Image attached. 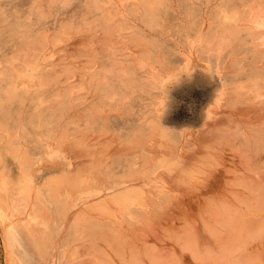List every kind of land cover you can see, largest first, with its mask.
<instances>
[{
    "label": "rangeland",
    "instance_id": "obj_1",
    "mask_svg": "<svg viewBox=\"0 0 264 264\" xmlns=\"http://www.w3.org/2000/svg\"><path fill=\"white\" fill-rule=\"evenodd\" d=\"M52 1L0 0L1 15L6 13L0 22V66L8 68L9 63L15 62L25 52L22 43L27 39L26 23L34 27L29 32L31 36L38 30L44 33L46 46L39 51L36 62L41 73L50 80L47 84H40L36 69L32 73V82L21 84L34 98L29 102L30 108L40 105L38 108L45 109L48 104H55L54 89L56 92L67 84H71V94H76V98L72 102L73 107L68 109L69 114L61 120L66 131L64 136L58 131L46 135L36 130L30 132L26 139L32 154L30 174L34 187L42 188L45 178L55 174L65 175V178L56 175L57 179L62 178L60 191L64 182L66 190L72 189V186L68 187L71 182L80 185L86 181L90 186L100 187L91 196L88 195L90 189L77 195L70 190L73 196L67 201L70 207L66 219L51 232L45 253L31 251L32 263L264 264V79L251 76V73L254 75L253 70L264 67V42L254 46L244 22L239 19L235 25L239 32L222 48L214 45L215 37L210 42L204 41L209 25L213 24V29L216 25L214 15L220 7L226 6L230 13L242 15L255 3L254 0H168L153 25L142 21L138 16L141 13L139 9L129 12L122 8L114 10L115 6L121 7L120 0L113 3L99 0L104 6L103 11L93 9V0ZM40 6L46 7L44 12ZM106 6L109 10L113 6L112 9L118 11L116 17L124 19L126 27H115L110 33L103 29L106 25L104 21L101 23L104 20L101 15L105 13ZM67 18L70 22L66 21ZM16 20L25 26L11 33L9 25L15 24ZM54 30L55 33L57 31V39L51 38ZM136 34L152 38L158 44L151 50L149 60L143 62L144 66H140L142 46L134 40ZM116 52L123 53V57L116 56ZM99 60H103L104 68L114 60L119 65L124 61L126 65H134L137 79L148 82H145L146 87L132 85L128 89L122 86L124 94L116 96L118 100L114 96L105 102L103 98L96 101L100 94L91 86L90 74L101 68L102 65L97 68ZM258 89L263 93L260 94ZM144 96L147 98L141 100ZM114 102L117 104L113 105ZM98 103H104V106ZM93 106L97 108L98 119L90 129L78 119ZM143 113L157 118L165 130L164 134L145 137L142 145L139 139V142L133 141L136 148L133 142L127 143L122 139L139 124L137 122ZM4 146L5 139L0 141V175L6 178L9 189L23 188L25 184L14 185L21 176L19 161L6 153ZM128 167L130 169L126 170ZM87 184L83 186L87 187ZM80 194L88 197L84 195L77 203ZM32 230L42 233L48 228L36 224ZM222 256H226V260ZM4 257L0 243V264H4Z\"/></svg>",
    "mask_w": 264,
    "mask_h": 264
},
{
    "label": "bare ground",
    "instance_id": "obj_2",
    "mask_svg": "<svg viewBox=\"0 0 264 264\" xmlns=\"http://www.w3.org/2000/svg\"><path fill=\"white\" fill-rule=\"evenodd\" d=\"M39 2V0H34ZM116 0H105V2H109V3H113ZM121 3V7H116L114 8V10H118L119 8H122V10L124 12H129V11H133L136 9L140 10V14H138V16L140 15V18L142 19V21L148 23L149 25H153L156 23L157 20V16L160 13V10L162 9V7L165 6V4H167L168 0H138L136 3L135 2H125L126 0H120ZM136 1V0H135ZM172 1V0H170ZM215 1V0H214ZM243 1V0H242ZM246 1V0H245ZM8 2V1H7ZM14 2V1H13ZM19 2V1H18ZM27 2V1H26ZM29 2V1H28ZM27 2V3H28ZM36 2V4H37ZM42 2H44V0H42ZM51 2H53L51 0ZM117 2V1H116ZM210 2V1H209ZM251 2V1H250ZM254 4L252 6L249 7L248 11H244L242 15L239 14H233L232 12H229V9L226 6H222L218 9V11L215 13V21H216V25H214V29L211 28L213 27L209 25V29L208 31L204 34V41L205 42H210L211 39L213 37H215L217 40H215L214 45H216V48H219L221 46V48L223 47L222 45H226L225 43L230 40L232 37H234L236 35V33L239 32V29L237 26H235L237 24V20H241L244 22V26L246 27V33L247 35L250 37L251 42L253 43L254 46H258L257 44H262L264 42V0H254ZM6 3V2H5ZM20 3V2H19ZM25 3V2H24ZM40 3V2H39ZM12 4V2H11ZM15 4V3H14ZM35 4V6H36ZM47 4V1H46ZM58 4V1H57ZM215 4V3H214ZM1 5V4H0ZM26 5V4H25ZM31 5V4H30ZM42 5V4H41ZM52 5V4H51ZM93 9H100V11L104 10V6H102L101 3H99V0H93L92 4ZM234 5V4H233ZM239 5V4H238ZM44 6V4L42 5ZM59 6V4L57 5ZM210 6V5H209ZM11 7V6H8ZM14 7H18V6H14ZM13 7V8H14ZM23 7V6H22ZM41 7V6H40ZM49 7V5L47 6ZM51 7V6H50ZM109 6H106V11H104L105 13L101 12L99 13V15H101L103 17L104 20L101 21V23L104 21V24L106 25L103 29H107V31H111L112 29H114L115 27H120V28H124L125 26V22L124 19H117V15H118V11H114L112 8L111 10L108 9ZM174 7V6H173ZM211 7V6H210ZM232 7V6H231ZM28 8V7H27ZM25 8V9H27ZM33 9V5L31 7ZM35 8V7H34ZM38 8V7H37ZM42 8V11L46 8ZM64 8V7H63ZM62 8V9H63ZM69 8V7H68ZM86 8V7H85ZM175 8V7H174ZM208 8V7H207ZM237 8V7H236ZM52 9V8H51ZM50 9V10H51ZM67 9V8H66ZM189 9V8H188ZM238 9V8H237ZM248 9V8H247ZM29 10V9H28ZM41 10V9H40ZM47 10V9H46ZM49 10V9H48ZM90 10V9H89ZM113 10V11H112ZM206 10V9H205ZM19 10L17 9V12ZM27 11V10H26ZM31 11V10H30ZM36 11V10H34ZM38 12L39 9L37 10ZM41 11V12H42ZM95 11V10H94ZM93 11V13H94ZM96 11V12H97ZM207 11V10H206ZM240 10H238L239 12ZM2 12V10H1ZM0 12V22L4 20V18H2ZM6 12H7V8H6ZM12 12V11H11ZM16 12V11H15ZM44 12V11H43ZM46 12V11H45ZM86 12V11H85ZM90 12V11H88ZM92 12V11H91ZM205 12V11H204ZM31 13H33L31 11ZM30 13V14H31ZM50 13V12H49ZM48 13V15H49ZM61 13V12H60ZM175 13V12H174ZM241 13V12H240ZM12 14V13H11ZM11 14L9 15V17L11 16ZM18 14H20L18 12ZM17 14V15H18ZM29 14V15H30ZM57 14V12H56ZM85 14V13H84ZM130 15V13H128ZM132 14V13H131ZM136 14V13H135ZM184 14V13H183ZM203 14V13H202ZM6 15V13H5ZM8 15V14H7ZM16 14H14L15 16ZM28 15V14H27ZM36 15V14H35ZM40 15V13H39ZM43 15V14H41ZM63 15V14H62ZM76 15V14H75ZM82 14H80L81 16ZM93 15H96L95 13ZM13 16V18H14ZM44 16V15H43ZM55 16V15H53ZM79 16V14H78ZM205 16V15H204ZM6 17V16H5ZM46 17V16H45ZM67 17V16H66ZM86 17V15H85ZM119 17V16H118ZM129 17V16H128ZM8 18V17H7ZM6 18V19H7ZM18 18V16H17ZM16 18V19H17ZM20 18V17H19ZM18 18V20H19ZM22 18V17H21ZM39 18V17H38ZM42 18V17H41ZM52 18V17H51ZM61 18V17H60ZM78 18V17H77ZM84 18V17H83ZM100 18V17H99ZM124 18V17H122ZM131 18V17H130ZM181 18V17H180ZM226 18V19H225ZM15 19V18H14ZM28 19V18H27ZM34 19V18H33ZM59 19V17H58ZM68 19V18H67ZM73 19V18H72ZM81 19V18H80ZM79 19V20H80ZM94 19V17L92 18V20ZM133 19V17H132ZM135 19V17H134ZM133 19V20H134ZM138 19V18H137ZM207 19V17L205 18ZM8 20V19H7ZM6 20V21H7ZM10 20V19H9ZM13 20V19H12ZM11 20V21H12ZM56 20V19H55ZM61 20V19H60ZM64 20V19H63ZM86 20V19H85ZM99 20V19H98ZM225 20H227L230 23H226ZM14 21V20H13ZM53 21V20H52ZM66 21H69L66 20ZM77 21V20H76ZM74 21V22H76ZM88 21V20H87ZM126 21V20H125ZM139 21V20H138ZM214 21V22H215ZM8 22V21H7ZM6 22V24H8ZM26 22V20H25ZM59 22V21H58ZM70 22V21H69ZM83 22V20L81 21ZM90 22V20L88 21ZM99 22V21H98ZM129 22V21H128ZM180 23V20L178 21ZM199 22V21H198ZM213 22V23H214ZM14 23V22H13ZM50 23V22H49ZM61 23V22H59ZM78 23V22H77ZM140 24V22H138ZM137 23V24H138ZM12 24V22H11ZM34 24V23H33ZM32 24V25H33ZM56 24H58L56 22ZM80 24V23H78ZM92 24V23H91ZM195 24V23H194ZM215 24V23H214ZM69 25V24H68ZM103 25V24H102ZM134 25V24H133ZM199 25V24H198ZM202 25V24H201ZM200 25V26H201ZM3 26V25H2ZM21 26H25L23 24H19V21H15V24L9 25V30L15 33L16 29L18 27ZM30 24L27 25L26 23V30H28V34H27V39L25 41H23L22 43V48L25 50V52H23V54H21L18 59L15 62H11L9 63V67L3 69L0 66V141L5 139V146H4V151L6 153H8L12 158H17L19 161V166H20V173L21 176L19 178V181L16 182L14 185H21L25 184V186L22 187H16L15 190L13 188L9 189L8 187V183L7 180L4 176L0 175V243L2 246V253L4 252V264H33L32 263V256L31 254H33L31 251H35L39 254H43L45 253V247L48 246V243L50 241L51 238V233L54 229L59 228L61 221L64 220L66 213L69 209L70 204L67 203V201H70L71 197L73 195H77L78 192H84L86 190H89L90 193H88V195L90 194H95L96 191L99 190V187H96V185L90 186V184H87V182L83 181L84 184H87V187L83 186L82 183L79 185H76V183L74 184V182H71V180H69L72 185H70L71 183L68 181V183H70L68 185V187L72 189L71 192H73L72 196L70 193L69 188L66 190V185L65 182L63 184L62 190L60 191V186H61V182H62V178H56L57 176H62L64 177V174H55V178L54 177H47L45 178V181L42 182V188H38L35 189L34 187V179L32 178V175L30 174V168L33 165V160H32V154L28 148V146L26 145V139L28 138V136L30 135V132L36 131L38 130L39 132H44V134L49 135V133L54 132V131H58L60 132L63 136L66 133L65 129L62 127V117L67 115L68 113V109L73 107L72 102H74L73 100H75L76 94L72 95L71 92V84L70 86L67 84L65 87L61 86V89H57V91L55 92L54 89V103L55 104H48L47 107L44 108H38V107H32L30 108V104L29 102H33L34 98L32 96H29V91H27L26 89H24L21 84L28 82L31 83L32 82V73L34 70L37 69L38 73H37V79L38 82L40 84H47L48 81L50 80L47 79L48 77H45L43 75V73H41V68H39V66L37 67V56L39 54V51H41V49L46 46V37L44 36V33L42 31H35V34L33 36L30 35V31H32V28L34 27H29ZM35 26V25H34ZM51 26V25H50ZM93 26V25H92ZM96 26V25H95ZM132 26V25H131ZM137 26V25H136ZM139 26V25H138ZM192 26V25H191ZM195 26V25H194ZM207 26V24H206ZM99 27V26H98ZM102 26H100L101 28ZM135 27V26H134ZM140 27V26H139ZM70 28V25H69ZM184 28V27H183ZM186 28V27H185ZM188 28V27H187ZM197 28V27H196ZM211 28V29H210ZM21 29V28H20ZM36 29V28H35ZM102 29V30H103ZM134 29V28H133ZM173 29V28H172ZM175 29V28H174ZM190 29V28H189ZM22 30V29H21ZM103 30V31H104ZM136 30V29H135ZM195 30V29H194ZM197 30V29H196ZM195 30V31H196ZM23 31V30H22ZM70 31V30H69ZM133 31V30H132ZM167 31V30H166ZM206 31V30H205ZM59 32V31H58ZM175 32V31H174ZM177 32V31H176ZM55 33V30L54 32ZM53 33H51L50 35L53 36L51 38L53 39H57L58 38V34L57 31L55 33V35H52ZM110 33V32H109ZM113 34V32H111ZM186 33V30H185ZM242 33V32H241ZM8 34V33H7ZM10 34V32H9ZM24 34V33H22ZM124 34V33H123ZM165 34V33H164ZM181 33H179L180 35ZM193 34V33H192ZM13 35V34H12ZM107 35V34H105ZM120 35V33H119ZM161 35V34H160ZM159 35V36H160ZM240 35V33H239ZM237 35V36H239ZM16 36V35H15ZM121 36V35H120ZM123 36V35H122ZM246 36V35H245ZM50 37V36H49ZM157 37V36H156ZM187 37V36H186ZM5 38V37H4ZM16 38V37H15ZM24 38V37H23ZM159 38V37H158ZM8 40V39H7ZM18 40V39H17ZM120 40V39H119ZM134 40L140 44V46H142V49L140 48V66H144L143 62H146V59L149 60L150 54L152 53L151 50L156 49L155 47H157V42L152 39H146L144 36L142 35H135ZM163 40V38H162ZM188 40V39H187ZM199 40V39H198ZM128 41V40H127ZM203 41V40H202ZM5 42V41H4ZM13 42V41H12ZM126 42V41H125ZM106 43V42H105ZM186 43V42H185ZM193 43V42H192ZM195 43V42H194ZM4 44V43H2ZM204 44V43H203ZM202 44V45H203ZM12 45V44H11ZM107 45V44H106ZM130 45V44H129ZM169 45V44H168ZM178 45V44H177ZM205 45V44H204ZM119 46V45H118ZM116 46V47H118ZM133 47H135L134 45H131ZM191 46V45H190ZM239 46V45H238ZM237 46V47H238ZM173 47V46H172ZM235 47V46H234ZM242 47V46H241ZM1 48V47H0ZM10 48V47H9ZM16 48V46L14 47ZM13 48V49H14ZM34 48H36L37 50H35ZM119 48V47H118ZM131 48V47H130ZM174 48V47H173ZM191 48V47H190ZM249 48L250 45H249ZM8 49V48H7ZM29 49V50H28ZM31 49H34V51L32 52ZM139 49V48H138ZM161 49V48H159ZM188 49V48H187ZM238 48H236L237 50ZM240 49V48H239ZM242 49V48H241ZM240 49V50H241ZM17 50V49H16ZM115 50V49H114ZM118 50V49H117ZM116 50V51H117ZM121 50V48H120ZM136 50V47H135ZM235 50V51H236ZM239 50V51H240ZM243 50V49H242ZM253 50V49H252ZM256 50V49H255ZM263 50V49H262ZM12 51V50H11ZM113 51V50H112ZM137 51V50H136ZM159 51V50H158ZM238 51V50H237ZM236 51V52H237ZM4 52V50H3ZM110 52V51H109ZM115 52V51H114ZM112 52V53H114ZM119 52V51H118ZM118 52H116V56L118 54ZM126 52V51H125ZM161 52V51H160ZM159 52V53H160ZM257 52V51H256ZM14 53V52H12ZM18 53V52H17ZM107 53V52H106ZM158 53V52H157ZM171 53V52H170ZM173 53V52H172ZM192 53V52H191ZM239 53V52H238ZM242 53V52H241ZM254 53V52H252ZM19 54V53H18ZM18 54H14V55H18ZM108 54V53H107ZM111 54V53H110ZM123 54V53H122ZM122 54H118L120 57H123ZM126 54V53H125ZM129 54V53H128ZM164 54V53H162ZM176 54V53H175ZM255 54V53H254ZM259 54V53H258ZM7 55V54H5ZM13 55V56H14ZM114 55V54H113ZM122 55V56H121ZM246 55V54H245ZM92 56V55H91ZM107 56V55H105ZM105 56L103 57V59L105 58ZM112 56V54H111ZM110 56V57H111ZM115 56V55H114ZM115 56V57H116ZM118 56V58H119ZM126 56V55H125ZM124 56V58H125ZM171 56V55H170ZM254 56V55H253ZM99 57V56H98ZM108 57V56H107ZM106 57V58H107ZM114 57V59H115ZM135 57H138L135 56ZM162 57V56H161ZM164 57V55H163ZM169 57V56H168ZM14 58V57H13ZM93 58V57H92ZM130 58V57H128ZM134 58V57H133ZM174 58V57H173ZM178 58V57H176ZM236 58V57H235ZM15 59V58H14ZM99 59V58H97ZM112 59V58H111ZM137 59V58H136ZM168 59V58H167ZM91 60V59H90ZM109 60V59H108ZM121 60V59H118ZM123 60V58H122ZM125 60V59H124ZM129 60V59H128ZM135 60V59H134ZM169 60V59H168ZM1 61V60H0ZM8 61V60H5ZM105 61V60H104ZM157 61V60H156ZM51 62V61H49ZM101 61H98V67L99 68L101 65V68H99V70H95L93 73H89L90 74V80L92 82L91 86L94 88V90H96L99 94L100 97H97L99 99L96 98L97 100H100V98H103L104 102L105 100H107V98L110 97H120L122 95V93L124 94V92L122 91V86H127L128 89L129 87H131L132 85L134 87L139 85L140 86H144L146 87V84L148 82L137 79V75L134 69V65L129 66L128 63L126 65V62L124 61L123 63H125L123 65V63L121 65H119L118 63L115 62H111L110 61V67L109 64H107L108 69L103 67V60H102V64L100 63ZM106 62V61H105ZM130 62V61H129ZM47 63V62H46ZM3 65L4 62H2ZM8 64V63H7ZM6 64V65H7ZM42 64V63H41ZM92 64V63H91ZM90 65V64H89ZM8 66V65H7ZM150 67V66H149ZM68 68V67H67ZM136 68V66H135ZM138 68V67H137ZM153 68V67H152ZM256 68V67H255ZM68 70V69H66ZM146 70V69H145ZM144 70V71H145ZM253 70V69H252ZM251 70V71H252ZM138 71V70H137ZM254 71V72H253ZM252 72L254 73V75L251 73V76H257L261 79H264V67L262 68H256L255 70H253ZM36 72V71H35ZM62 72V71H61ZM67 71H65L66 73ZM69 72V71H68ZM67 72V73H68ZM50 73V72H49ZM53 73V72H52ZM59 73V71H58ZM57 73V74H58ZM148 74V73H147ZM150 74V73H149ZM51 75V74H49ZM59 75V74H58ZM69 75V74H68ZM86 75V74H85ZM139 75V74H138ZM143 75V73H142ZM34 76V75H33ZM153 76V75H152ZM70 77V75H69ZM245 77V76H244ZM250 77V75L248 76ZM55 78H58L57 76ZM54 78V79H55ZM66 78V77H65ZM87 78V76H86ZM140 78V77H138ZM157 78V77H155ZM53 79V78H52ZM240 79V78H239ZM242 79V78H241ZM250 79V78H249ZM256 80V78H252V80ZM58 80V79H57ZM151 81H153L152 79H149ZM52 81V80H51ZM60 81V80H59ZM71 81V80H70ZM251 81V80H250ZM57 81H55L56 83ZM146 82V84H145ZM150 82V81H149ZM258 82V81H257ZM88 83V82H85ZM151 83V82H150ZM156 83V81H155ZM76 84V83H75ZM89 84V83H88ZM152 84H154V82H152ZM255 85V83H253ZM62 85V84H61ZM242 85V84H241ZM245 85V84H244ZM44 86V85H43ZM47 86V85H46ZM60 86V85H59ZM57 86V87H59ZM89 86V85H88ZM132 86V87H133ZM256 86V85H255ZM258 86V84H257ZM256 86V87H257ZM33 87V86H32ZM144 87V89H146ZM150 87V86H148ZM245 87V86H243ZM241 87V88H243ZM254 87V88H256ZM45 88V87H44ZM52 88V87H51ZM138 88V87H137ZM261 88V87H259ZM32 89V88H31ZM41 89V88H40ZM46 89V88H45ZM131 90H133L132 88H130ZM53 90V89H52ZM148 90V88H147ZM150 90V89H149ZM38 91V90H37ZM130 91V90H128ZM138 91H142V89L138 90ZM145 91V90H144ZM143 91V92H144ZM259 92V89L257 90ZM48 92V91H47ZM82 92V91H81ZM94 92V91H91ZM146 92V91H145ZM148 92V91H147ZM149 92H152L151 90ZM45 93V92H44ZM83 93V92H82ZM127 93V92H126ZM140 93V92H139ZM260 93V92H259ZM263 93V92H262ZM260 93V94H262ZM39 94V93H38ZM37 94V95H38ZM46 94V93H45ZM43 94V95H45ZM80 94V93H79ZM131 94V92H130ZM133 94V93H132ZM131 94V95H132ZM147 93H143V95ZM154 94V93H152ZM127 94H125L126 96ZM130 95V97H131ZM149 95V94H148ZM151 95V94H150ZM149 95V96H150ZM135 96H136V90H135ZM118 97L117 100H118ZM139 97V96H137ZM153 97V96H152ZM42 98V96H41ZM125 98V97H122ZM127 98V96H126ZM145 96L142 99H144ZM147 98V97H146ZM145 98V99H146ZM40 99V98H37ZM115 99V98H114ZM121 99V98H120ZM128 99V98H127ZM130 99V98H129ZM131 99L133 100V98L131 97ZM122 100V99H121ZM126 100V99H125ZM150 102H152V98L150 97ZM52 101V100H51ZM95 101V102H96ZM108 101V100H107ZM106 101V102H107ZM116 101V100H112L111 102ZM120 101V100H119ZM117 101V103L119 102ZM131 101V100H128ZM45 102V101H44ZM93 102V103H95ZM103 102V101H102ZM121 102V101H120ZM119 102V103H120ZM125 104V101H123ZM127 102V101H126ZM40 103V102H39ZM43 103V101H42ZM50 103V102H49ZM78 103V102H77ZM108 103V102H107ZM116 105L117 103L114 102ZM118 103V104H119ZM134 103V102H133ZM132 103V104H133ZM148 103V102H147ZM41 104V103H40ZM99 104H103L102 106H104V103H98ZM110 104V103H109ZM130 104V103H129ZM140 104V103H139ZM137 104V105H139ZM42 105V104H41ZM45 105V104H44ZM111 105V104H110ZM110 105L107 104V106L110 107ZM149 105V104H148ZM55 106V107H54ZM97 106V105H96ZM106 106V107H107ZM128 106V104H127ZM44 107V106H43ZM98 107V106H97ZM100 107V106H99ZM112 107V106H111ZM129 107V106H128ZM132 107V106H131ZM134 107V106H133ZM136 107V106H135ZM139 107V106H138ZM151 107V106H150ZM108 108V107H107ZM106 108V109H107ZM114 108V107H113ZM127 108V107H125ZM137 108V107H136ZM147 108V106H146ZM149 108V106H148ZM85 109V108H84ZM83 109V110H84ZM97 108L95 106H93L92 109H90V111H87L84 116L81 115V117H79L80 119V123L84 122L86 126H88V128L90 127L91 129V125H93L96 122V119H98L96 110ZM130 109V107H129ZM139 109V108H138ZM99 108H98V112H99ZM103 110V108H102ZM109 110V108H108ZM142 110V109H141ZM151 110V109H150ZM107 111V110H105ZM139 111V110H138ZM74 112V111H73ZM101 112V111H100ZM99 112V113H100ZM130 112V111H129ZM133 112V111H132ZM146 112V110H145ZM144 112V113H145ZM150 111L146 112L148 114ZM103 113V112H102ZM101 113V114H102ZM107 114V112H104ZM139 113V112H138ZM140 119V122H137L139 124H136L135 127L133 128V130L129 133H126L125 137L122 139L123 141H126L127 143H131L135 140L141 141V145L144 142L145 137H151L155 134L161 133L164 134V126L161 124V122L155 118V117H149L151 115H147L144 114ZM154 113V112H153ZM69 114V113H68ZM76 114V113H75ZM100 114V115H101ZM137 114V113H135ZM140 114V113H139ZM137 114V116L139 115ZM99 115V114H98ZM104 115V114H103ZM141 115V114H140ZM102 116V115H101ZM106 117V115H104ZM103 116V117H104ZM109 118V115H107ZM104 117V118H105ZM112 116H110L111 118ZM64 119V118H63ZM68 119V118H67ZM106 119V118H105ZM101 120V119H100ZM108 121V119H106ZM115 120V119H114ZM137 121V120H136ZM69 122V121H68ZM111 122V121H110ZM113 122V120H112ZM133 122V121H132ZM135 122V121H134ZM78 123V122H76ZM109 123V122H108ZM107 123V124H108ZM127 123V122H126ZM144 123V126L143 124ZM103 124V123H102ZM122 124V123H121ZM101 125V124H100ZM111 125V124H110ZM128 125V124H127ZM96 126V125H95ZM94 126V127H95ZM132 126V125H131ZM72 127V126H71ZM81 127V126H79ZM124 127V126H122ZM68 128V127H67ZM87 128V127H86ZM102 128H105L102 126ZM101 128V131H103ZM75 129V128H74ZM108 129V128H107ZM118 129H120V126L118 127ZM117 129V130H118ZM127 129V127H126ZM130 129V127H129ZM82 131V129H80ZM89 130V129H87ZM98 130V129H97ZM100 130V129H99ZM69 131V130H68ZM79 131V129H78ZM96 131V128H95ZM120 131V130H119ZM126 131V130H125ZM128 131V130H127ZM91 132V131H90ZM122 132V131H121ZM74 133V132H73ZM87 133V132H86ZM95 133V132H94ZM90 134V133H87ZM120 134V133H119ZM123 135V136H124ZM98 136V135H97ZM62 137V136H61ZM46 137H44L45 139ZM53 138V137H52ZM121 138V136H120ZM136 138V139H135ZM43 139V138H42ZM40 139V140H42ZM51 139V138H50ZM63 139V138H62ZM46 140V139H45ZM150 140V139H148ZM138 141V142H139ZM44 142V141H43ZM133 142V144H134ZM28 143V142H27ZM137 145L136 143L133 145L135 146ZM48 146V145H47ZM139 146V145H138ZM36 147V145H35ZM136 147V146H135ZM49 148V146H48ZM48 148H46L48 150ZM137 148V147H136ZM50 150V149H49ZM49 152V151H48ZM51 152V150H50ZM49 152V153H50ZM121 153V152H120ZM120 156V155H119ZM116 158V157H115ZM114 158V159H115ZM121 158V157H120ZM119 158V159H120ZM128 159V158H127ZM126 159V160H127ZM121 160V159H120ZM115 161V160H114ZM117 161V159H116ZM129 161V160H128ZM131 161V160H130ZM129 161V162H130ZM124 162V161H122ZM115 163V162H114ZM118 163V162H117ZM119 164V163H118ZM125 164V163H124ZM123 164V166H124ZM127 164V163H126ZM129 164V163H128ZM132 164V163H130ZM117 165V164H116ZM122 165V164H121ZM149 165V164H148ZM115 167V166H114ZM127 167V166H126ZM19 168V167H18ZM111 168V167H110ZM121 168V167H120ZM118 168V169H120ZM140 168V167H139ZM138 168V169H139ZM115 169V168H114ZM130 167H128V169L126 168V170H129ZM137 169V170H138ZM143 169V168H142ZM123 170V168H122ZM132 170V169H131ZM124 171V170H123ZM1 174V173H0ZM101 174V173H100ZM115 174V173H114ZM119 174V173H118ZM117 174V175H118ZM123 174V173H122ZM57 175V176H56ZM89 175V174H88ZM113 175V174H112ZM127 175V174H126ZM70 176V175H69ZM68 177V176H67ZM18 178V177H17ZM65 178V177H64ZM78 178V177H77ZM91 178V177H90ZM65 179H63L64 181ZM78 180V179H77ZM89 180V178H88ZM96 180V179H95ZM76 181V179H75ZM80 181V180H79ZM78 181V182H79ZM129 181V180H128ZM126 181V182H128ZM90 182V180L88 181V183ZM93 183V182H92ZM115 183V182H114ZM120 183V182H119ZM124 184V183H123ZM129 184V183H128ZM74 185H76V187H74ZM92 185V184H91ZM65 186V187H64ZM121 187V186H120ZM59 188V189H58ZM65 188V190H64ZM126 188V187H125ZM65 192H64V191ZM127 190V189H126ZM63 192V193H62ZM127 191H125L126 193ZM81 193V194H82ZM79 195V197H77V203L80 202V200L82 199V197H84V195ZM87 195V197H88ZM125 195V194H124ZM131 195V194H130ZM91 196V195H90ZM133 196V195H132ZM141 197V196H140ZM125 198V196H124ZM73 199V198H72ZM85 199V198H84ZM83 199V200H84ZM119 200V198H118ZM74 201V200H73ZM121 201V200H120ZM123 201V200H122ZM126 201V199H125ZM70 203V202H69ZM122 202H120L121 204ZM136 203V202H135ZM129 204V203H128ZM134 204V203H133ZM139 204V203H136ZM140 205V204H139ZM30 206H32L30 208ZM123 206V205H122ZM129 206V205H127ZM127 206H124L127 207ZM124 212V211H123ZM127 212V210H126ZM131 217V216H130ZM132 218V217H131ZM66 219V218H65ZM36 224H41L43 227H47L48 231L46 232H42L40 233L39 231H34L33 232V225ZM81 227V226H80ZM38 228V226H37ZM42 228V227H41ZM45 231V230H43ZM75 234V233H74ZM51 255V254H50ZM35 256V255H34ZM224 257V256H222ZM42 259V258H41ZM43 260V259H42ZM224 260H226V256L224 257ZM40 261V260H39ZM43 262V261H42ZM36 263V261H35ZM49 263V262H48ZM43 264V263H42ZM233 264V263H232Z\"/></svg>",
    "mask_w": 264,
    "mask_h": 264
},
{
    "label": "snow or ice",
    "instance_id": "obj_3",
    "mask_svg": "<svg viewBox=\"0 0 264 264\" xmlns=\"http://www.w3.org/2000/svg\"><path fill=\"white\" fill-rule=\"evenodd\" d=\"M0 219H2V218H0Z\"/></svg>",
    "mask_w": 264,
    "mask_h": 264
}]
</instances>
